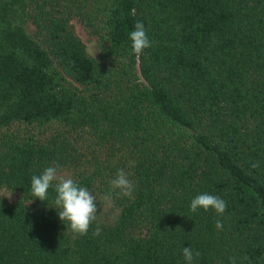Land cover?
Segmentation results:
<instances>
[{"label":"trees","instance_id":"1","mask_svg":"<svg viewBox=\"0 0 264 264\" xmlns=\"http://www.w3.org/2000/svg\"><path fill=\"white\" fill-rule=\"evenodd\" d=\"M56 164L98 199L128 173L133 198L114 195L100 236L72 233L54 190L32 197ZM0 187L19 196L0 195V264H186L184 247L193 264H264V0H0ZM204 193L223 216L190 211Z\"/></svg>","mask_w":264,"mask_h":264},{"label":"clouds","instance_id":"2","mask_svg":"<svg viewBox=\"0 0 264 264\" xmlns=\"http://www.w3.org/2000/svg\"><path fill=\"white\" fill-rule=\"evenodd\" d=\"M131 51L137 57L144 53L145 49L152 47L145 25L136 21L133 30L130 31ZM253 169L259 168V162H252ZM58 164L46 167L42 174L31 177L30 192L32 197L40 201H48L49 191L56 193L53 201L54 208L58 210L59 219L69 227L76 236H87L95 223L97 227L92 232L93 236H100L102 228L99 226V206H111L114 195L117 197L133 198L135 191L134 183L129 179L124 169H119L116 176L109 182V190L101 197H98L88 187L81 186L80 182L71 176L61 175ZM200 209L204 211L214 210L217 216H223L227 209V202L219 196L208 193L199 194L191 200L190 211L196 213ZM217 230H223V222L216 220ZM201 256V253L193 251L191 247L183 248V257L186 264H193L194 258ZM231 264H236V257H230ZM243 259H247L244 257Z\"/></svg>","mask_w":264,"mask_h":264},{"label":"rangeland","instance_id":"3","mask_svg":"<svg viewBox=\"0 0 264 264\" xmlns=\"http://www.w3.org/2000/svg\"><path fill=\"white\" fill-rule=\"evenodd\" d=\"M70 24L72 25L75 34L85 44L88 54L95 58L100 57L99 43H101V41L98 39V37L93 33H91L90 30L84 25V23H82L76 17L71 18ZM26 29L29 33H34L36 31L35 25L30 21L26 23ZM60 174L65 176H70V174L66 171H62L60 172ZM0 195L8 202H14L19 198L17 194L11 192L10 190H7L5 187H0ZM27 204H30V201H27ZM99 211H102L100 216H106L109 215L110 213L111 214L114 213V210L112 209L111 206L102 205V207H100L98 202V214Z\"/></svg>","mask_w":264,"mask_h":264}]
</instances>
